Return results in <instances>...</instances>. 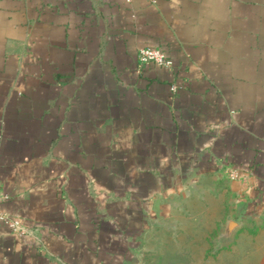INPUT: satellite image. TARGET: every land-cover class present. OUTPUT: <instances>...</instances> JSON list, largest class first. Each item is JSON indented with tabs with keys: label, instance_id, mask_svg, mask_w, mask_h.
<instances>
[{
	"label": "crops",
	"instance_id": "0c3cea01",
	"mask_svg": "<svg viewBox=\"0 0 264 264\" xmlns=\"http://www.w3.org/2000/svg\"><path fill=\"white\" fill-rule=\"evenodd\" d=\"M224 169L264 197V0H0V264H132ZM258 208L236 264H264Z\"/></svg>",
	"mask_w": 264,
	"mask_h": 264
},
{
	"label": "rangeland",
	"instance_id": "374dc122",
	"mask_svg": "<svg viewBox=\"0 0 264 264\" xmlns=\"http://www.w3.org/2000/svg\"><path fill=\"white\" fill-rule=\"evenodd\" d=\"M218 173L217 177L208 175L199 181L184 182L188 195L176 197L181 204L179 210L173 215L160 211V228L147 231L141 260L132 264H236L230 242L248 232L246 220H262L258 207L264 197L248 196L245 188L236 190L232 185L237 180L232 178L234 171L224 169ZM172 223L175 228L166 227ZM241 223L244 225L235 227ZM249 232L253 235L255 231Z\"/></svg>",
	"mask_w": 264,
	"mask_h": 264
},
{
	"label": "built area",
	"instance_id": "2783aa9c",
	"mask_svg": "<svg viewBox=\"0 0 264 264\" xmlns=\"http://www.w3.org/2000/svg\"><path fill=\"white\" fill-rule=\"evenodd\" d=\"M151 5L157 4L158 0H146ZM138 61L143 64H152L154 66L171 69L172 60L167 57V55L159 48L156 47H144L138 51ZM179 87L177 84L172 83L170 85V91L172 94H175L178 91ZM235 173V172H234ZM238 175L235 173L232 175V178H237ZM0 222L7 224L12 230L23 233V228L19 224V221L9 217L7 214L0 211Z\"/></svg>",
	"mask_w": 264,
	"mask_h": 264
}]
</instances>
